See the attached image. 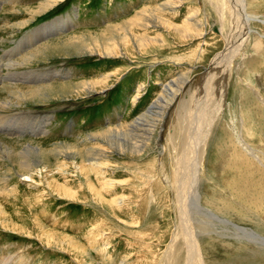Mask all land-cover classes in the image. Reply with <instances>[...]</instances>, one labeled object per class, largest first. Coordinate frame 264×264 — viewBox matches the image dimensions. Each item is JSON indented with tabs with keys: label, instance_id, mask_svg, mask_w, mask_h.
<instances>
[{
	"label": "rangeland",
	"instance_id": "rangeland-1",
	"mask_svg": "<svg viewBox=\"0 0 264 264\" xmlns=\"http://www.w3.org/2000/svg\"><path fill=\"white\" fill-rule=\"evenodd\" d=\"M165 1L166 0H59L47 11L35 15L32 10H36L38 8L37 6L44 2V0H0V55H2L3 52L9 51V49H14L16 43L18 45L20 41L25 42V40L32 35V32L35 33V31L44 29L47 26L51 27V29L48 30L45 35L54 37L52 38L53 40L48 41L49 43L56 41L55 36L59 35L56 29L59 27V24L63 22L66 26L61 32L63 34L62 36L82 33L91 38L92 36L90 35H96L98 31L105 29V27L109 25H117L120 22L130 19L134 16L135 12L140 11L143 7L156 8ZM196 1L197 0H187L184 5L177 9L175 14L169 12L164 15V17L174 23L180 24L187 12H197L198 19L206 23L203 30L205 34L197 41L194 40L189 42L183 40L180 44H174L167 38L165 43L167 45L169 44L168 47L160 48L158 51H151L141 57L136 56V59L132 57L130 58L131 60L134 59V63L132 64L128 63V59L99 58L98 56L88 54L78 55L71 51H67L69 54L64 51H55L48 56L49 58L46 57L33 62L26 68H16L18 70H24V72H22L23 74H21L22 77L29 75L30 72L31 75H47L48 73L58 72L60 73L59 76H57L58 78L55 77L54 80L48 82V84H52L54 87H59L62 83L64 85H73L76 83L99 80L100 76L110 73L112 75L113 72L118 73L113 76L111 80H114V77L119 78L113 83L110 82L109 87L101 94H99L100 89L98 87V93L89 94L90 96L83 92L80 93L79 96L70 95L66 99L64 97H55L54 100H50V102L44 104L27 103L21 106V111L12 113L19 114V112H21L23 114L19 116L16 115L15 117L12 116L13 119H11V122L15 121V123H28L31 117L40 120L49 118L50 120L44 127L45 130L47 129V134H40L36 137L27 134L21 138L0 134L1 138L6 140L19 139L22 141L37 140L36 142H43L42 147L45 151L50 150L52 144H64V142H68L75 145V149L71 150V152L74 151L71 153L72 157L68 156L69 158H67L60 156L56 158L54 155H49L51 153H47L48 158L46 156V161L48 163L50 162L49 164L52 170L56 162L67 165V176H59V174L55 172H53V175L58 185L60 184L59 186L66 192L71 201L63 199V197L62 199L59 198L58 195L61 196L62 191L55 192L56 194L48 196V198L41 197L38 199L34 197L36 195L35 190L30 192L21 184L17 186L18 189L13 196V198L15 197V202H13L14 200L12 199L6 201L7 204L0 198V204L5 205L6 207H3L8 214L12 216V222L10 220H8L9 222L4 221L5 224L10 223L7 224L6 227H16L17 225V227L23 229V231L25 229V234H17L11 231H5L0 225V261L6 259L7 264H79L78 261H75L77 258L81 264L82 262H84V264H121L123 261L127 262V264H163V254L168 250L169 247L167 248V246L170 244L173 234L177 236L174 250L180 253V256H184L185 246L181 237L179 238L180 232L177 230L179 229L177 223L183 218L185 214L184 210H187L188 207L182 206V208H178L176 206L177 191H175V183L173 182L176 181L177 177L174 156L175 153L181 154L182 152V147L175 141L176 137L180 134L179 120H177V117H179L182 107L185 108L184 110L187 109L189 97L193 96L191 98L192 104L190 103L189 108L191 111L193 110L197 113V115L194 113L193 117L200 116L201 118L202 114H198V111L202 109V103L199 104V102L204 96L203 87L206 81L203 77L205 73L209 71L213 73L212 89L214 98L216 99L221 92V88L225 87L227 74L232 69L233 63L239 58L241 53L240 50L246 43L245 36L242 37V40L237 41L238 43L235 42L231 44L234 47L231 46L232 49L223 59L219 60L218 64H214V66L211 64L210 68L205 71L201 70V67L194 70L193 75L197 74L198 77L192 78L191 81L194 84L198 83L196 86L198 88H192V90H189V88L186 90L185 88L184 95H180L183 99L180 100L181 97L179 96V100L167 111L165 119L163 120L164 124L162 123V131L158 129L154 134L155 140L157 137L159 140L156 146H150L151 148L153 147L151 149L152 151H150L149 148L138 155L124 153L120 154V156L116 153H107L106 156L109 157L107 162L111 169L106 171L103 177L89 174L90 187H88L89 185L85 181L83 184V181L80 182L77 179L78 177L75 175L70 163L74 161L77 165H80L85 159L92 157L89 151L92 144H84L81 142L82 139L104 129L114 128L115 125H127L131 123L147 108L155 96H157L160 89V86H158L159 84L165 83L172 79V77L174 78L181 72L186 71L185 66H177L174 63L168 62V60L175 58L179 59L177 57H181L184 54L185 56L183 58L186 59V62L189 64L193 63V59L196 55V57H198V65L202 67L206 66L209 58L213 54L225 49L224 42L226 41V32L229 35H233L234 33L233 37H236L237 33L236 31H232V26L230 24V11L228 15L225 14L226 11H222L221 15L212 12L211 16V14H208L209 12H206L208 10L205 4L203 5V0ZM210 1L211 3L214 2V0ZM219 1L222 5L227 6L225 0ZM196 7L199 11H197ZM249 8L253 13H259V16L264 19V0H262V3L252 2ZM204 11L206 14H204ZM226 18H228V25L225 24ZM70 26L74 28L69 32ZM254 28L264 37V26L259 28L258 25H255ZM149 34L152 36V32ZM39 35L40 37H44L42 33ZM202 40H204V42ZM262 41V47L264 49V39ZM200 42L201 45L204 44V50L202 51L197 50ZM93 48L100 51L103 50L101 46H94ZM15 50L18 51V48L16 47ZM23 52L21 53L23 54ZM21 53L14 56L12 59H19ZM234 54L236 56H234ZM156 61L159 63H151ZM127 67H130V69L128 70ZM240 76H242L240 73L234 74L231 86L232 89H234L233 86H236L239 82L238 77ZM249 77L246 76L248 87L251 86L252 89L254 88L253 91L255 90V92H258L264 97V74H262L260 83H257L253 76ZM27 79H29V77ZM27 79L24 78V81L21 80L20 82H16L15 85L25 89L30 86H37L33 85V82L38 80L29 83ZM247 85L245 86L247 87ZM141 86L145 87L144 90L139 92V95L141 94L142 96L134 101V103L133 100L137 94L136 92ZM0 98L3 100L5 98L10 99L7 93L1 90ZM230 100L233 101L234 98ZM11 101L15 102L14 99ZM23 110L25 111L23 112ZM24 113L27 114L24 116ZM261 114V112L255 109L250 114V117L247 113L243 117L246 120L250 119V121H252L251 123L257 124V120L261 117ZM36 115L38 117L35 118ZM203 120L204 118H202L200 122H203ZM238 121L236 123V134L230 129L227 130V128H224L223 131H220L221 138H219V141L215 138L213 140L209 139V141L205 143L202 156L204 158L203 164H205V162L206 164L201 168L203 172H199V166H192L193 183L188 186L187 200H189V197L193 194L192 189L194 184H196V186H199L197 192L201 196L200 206L207 211L209 210L208 212L211 211L210 213L218 218L229 221L238 227L249 229L253 227L248 224L240 223L239 220H236L230 215H220L217 211L219 205L222 204L226 208L229 206L231 209L235 202L233 198L234 192L232 191L235 184L233 163L234 150L227 141L230 139V136L233 138L235 137V139H237V136L238 138L241 136V128L238 126L240 122L238 123ZM170 125L173 126L171 130L173 136L167 137L164 141L163 137L166 136V133H168L171 128ZM3 128L5 127H2V129ZM192 129L193 133H195L194 136H197L198 132L199 136L202 137L203 128L199 127L196 129L192 127ZM157 132L159 133L157 134ZM249 134L250 135H248L247 132L245 138L246 143L255 152H264V149H262V147H264V125L258 123L254 128L250 129ZM164 142L167 143L164 144ZM95 146L96 145H94V147ZM96 147L107 148L103 143L97 144ZM194 148H197L196 142L194 143L192 151L188 149L190 152H193V155L197 152ZM223 151L225 152L223 153ZM239 153L244 161L246 158L250 160L248 163H255L253 158L245 152L239 151ZM224 154L226 155L224 156ZM240 154L238 155L240 156ZM1 166L4 169L3 165ZM229 166H232L233 172L228 170ZM251 167L248 169L251 171V173L250 171L249 173L255 174L256 171H254V167ZM160 168L162 170H159ZM111 180L113 181L112 191L110 193L101 191V189L103 190L102 184L107 181L112 182ZM163 180L165 181L163 182ZM115 181L117 184L114 183ZM92 186L99 192L100 196H96L94 192H90V188H93ZM231 192L232 194H230ZM114 197H116V199ZM121 197L123 198L121 199ZM27 199L30 200L28 201ZM260 207L261 205L259 204L257 208L260 212H263L262 216H264V209ZM178 211L182 212L178 213ZM198 212L199 211L193 210L191 213V220L195 222L194 227L195 230L197 229V234L200 233L201 236L204 237V242L206 243L204 244L205 248L203 247V251L206 253L209 252V258H213V263L211 264H229V262H233L234 257H231L232 250L241 244L240 241L235 238L236 236L234 237V230L232 227L228 226L229 232H226V226L219 225L206 214L202 215L199 213L198 215ZM31 214L36 216L40 228L44 229V231H54L57 233L56 236L59 242L64 244L57 243L56 248H50L46 246L47 243L43 239L40 238L42 242L36 239L35 235L41 236V232L39 231V227H33L34 225L30 218ZM200 218L201 221H199ZM262 218L264 219V217ZM195 219L198 220L195 221ZM11 223L13 226H11ZM29 233H32L33 236H28L27 234ZM72 239L75 243H78V245L84 246L83 248L86 250L87 256H82V253L75 251L76 249H74L70 243H65Z\"/></svg>",
	"mask_w": 264,
	"mask_h": 264
},
{
	"label": "bare ground",
	"instance_id": "bare-ground-1",
	"mask_svg": "<svg viewBox=\"0 0 264 264\" xmlns=\"http://www.w3.org/2000/svg\"><path fill=\"white\" fill-rule=\"evenodd\" d=\"M57 1L59 0H44V2L40 3L39 6H37L38 8L36 10H32V12L35 15L41 14L47 11L53 5H55ZM225 1L228 7L226 5H222L219 0H214L213 3H211L210 0H203L202 2L203 5L205 4L206 6L208 10L206 12H209L208 14L215 12L221 15L222 11H226L225 12L226 15L229 14V11L231 13V19H230V24L232 26L231 28L233 32L236 31L237 35L236 37H233L234 33L233 35L232 34L229 35L227 34V32L226 34L224 33L225 36L227 35L225 38L226 41L224 42L225 49L223 51L221 50L213 54L209 58L206 66H203V67L198 65L197 63L198 57H196V55H195V58L193 59V63H189V64L186 62V59L183 58L185 56L184 54L181 57H177L179 59L175 58V59L168 60V62L174 63L177 66H185L186 71L181 72L174 78L172 77V79L168 80L165 83L159 84L158 86H160V89H159V93L157 94V96H155V98L147 106V108L138 117H136L131 123L127 125H122V124L115 125L114 128L104 129L95 134L88 135L87 137L82 139L81 141L82 143L92 144V147H90L89 149L92 155L91 158L85 159V161L80 165H77L74 161H71L70 159L71 161L70 165L73 168L75 175L78 177L77 179L80 182L83 181V184L85 181L89 185L87 186L90 187L91 183H90L89 174L103 177L105 176L104 174L106 173V171L111 169L109 168L110 165L107 162V159L109 158L108 156H106L107 153L109 154L116 153V154H119L120 156V154H124V153H130L131 155H138L142 152H145L149 148H150V151H152L151 149L153 147L151 148L150 146H156L159 140L158 137L155 140L154 134L156 133L158 129L162 131L161 130L162 123H163V120L165 119V115L167 111L170 109L172 105L176 103L177 100H179L180 95H184L183 93H184L185 88L186 90H188V88L189 90H192V88L194 89L198 88L196 87L198 83L196 82L197 84H194L191 81L192 78L194 79L198 77L197 74L193 75L194 70L201 67V70L205 71L210 68L211 64H213L212 66H214V64H218L219 60L223 59L226 56V54L232 49V47H234L231 44L242 40V37L245 36L244 38H246V43L243 48H241L242 46L239 47L241 48L240 56L236 60V62L233 63L232 69L227 74V77H226L227 81L225 83V87L221 88V92L216 99L214 98L213 89H212V80L214 78L213 73H210L209 70H208L209 72L205 73V76L203 77V79L206 81L204 84L205 86L203 87L204 96L199 102V104L202 103V106H201L202 109L198 111V114L199 113L202 114L201 118L200 116L193 117L194 116L193 114L195 113V115H197V113L194 112L193 110L192 112L191 109L189 108L190 103L192 101L191 98L193 96L189 97L187 109L184 110L185 108L182 107L179 117H177L178 115L176 116L178 118L177 120H179L180 134L178 137H176L175 141L178 145L182 147V152L181 154L175 153L174 161H175V167H176L175 169H177V172H176L177 177H176V181H173V180L172 181L175 183V189H176L175 191H177V195L175 194L177 198L175 202L176 206L178 208H182V206L188 207L187 210L186 209L184 210L185 214L183 218H181V220L177 223V225L179 226V229L177 230H179L180 232L179 238L181 237L184 243V246H185V254H183L184 256H180V253L174 250L176 246L177 236L173 234V238L170 244L167 246V248L168 247L169 248L165 252V254H163L164 255L163 262H162L163 264H206V263L211 264L213 263V258H209V255H208L209 252L206 253L203 251V247L205 248L204 244L206 243L204 242V237L201 236L200 233L197 234L196 232L197 229L195 230V227H194L195 222L194 220L193 221L191 220V213L193 212V210L199 211L198 215L199 213L202 215L206 214L210 216L211 219H214L219 225L226 226L227 228L226 232H229L228 226L232 227V229L234 230V237L236 236L235 238H237L240 241V244L242 246L239 245L237 248H234V250H232L231 257H234V261L229 262V264H264V219L262 218L264 216H262L263 212H260V210L257 208V206L260 204L261 207L264 209V203H263V199H264L263 198L264 197V152H255L246 143V139H245L247 132H248V135H250L249 134L250 129L254 128V126H256L258 123H261L264 125V115H263L264 114V97H262L258 92H255V90L253 91L254 88L252 89L251 86L248 87L247 85L248 83L246 81V76L247 77L253 76L254 79L257 81V83H260V80H262V74H264V71H263L264 70V49L262 47V43H263L262 40L264 39V37L260 34V32L257 29L254 28L255 25H258L259 28L261 26H264V19L261 16H259V13L257 12L253 13V11H251L249 8L252 2L262 3V0H225ZM185 2H187V0H166L165 2L158 5L156 8L143 7L140 11L135 12L134 16L131 17L130 19L120 22L117 25H109L105 27V29L98 31L96 35L95 34L90 35L92 36L91 38L83 35L82 33H77L74 35L67 34L65 36H62L63 34L61 32L64 30L66 26L65 23L63 22V23H60L59 27L56 29V32H58L59 34L58 36H55L56 41L49 43L48 41L53 40L52 38L54 37H51V35H45L46 32H48V30L51 29V27L47 26L44 29L38 30L39 32L38 31H35V33L32 32V35H30L29 38L25 40V42L20 41L21 43L19 42L18 45L16 43V47L18 48V51L15 50L16 48L15 47L14 49H11V50L9 49V51L3 52L2 55H0V90L5 91L10 99L5 98L3 100L0 98V134L4 136L7 135V136L20 137V138L27 134H29L32 137L33 136L36 137L40 134L46 135L47 129L45 130L44 127L47 125L48 121L50 120L49 118L45 120L43 119L40 120L38 118L34 119L31 117V119L29 118L30 121L28 123H25V124L22 122L15 123V121L11 122V119H13L12 116L15 117L16 115L19 116L23 114L21 112H19V114H12V113L21 111L22 110L21 106H23L24 104H27V103L44 104V103L50 102V100H54L55 97H58V98L64 97L66 99L70 95L79 96L80 93H83V92L89 95L92 93H98L97 91L99 89H100L99 94H101L109 87L110 82L113 83L114 81L117 80V78H119V77H114V80H111L113 79L112 77L117 75L118 73V72H113L112 75L110 73V74L100 76L99 80L88 81V82H83V83H76L73 85L72 84L64 85L62 83L61 86L54 87V85L48 84V82L54 80L55 77L58 78L57 76H59L60 73L52 72V73H48L47 75H38V74L31 75L30 74L31 72H30L29 75L22 77L21 74H23L22 72H24V70H21V69L18 70L16 68H26L33 62H36L40 59L48 57L50 54H52L55 51H58V52L59 51H64V52L71 51V52H75V54L77 53L78 55L88 54V55L98 56L99 58L108 57V58H117V59L121 58L125 60L128 59L129 60L128 63L132 64L134 63V59L132 60L130 59L132 57H135L136 59V56L141 57V56H144V54L150 53L151 51H158L160 48L162 49L164 47H168L169 44L167 45L165 43L167 41V38L170 39L172 43L174 44L176 43L180 44L183 40H186L189 42L194 41V40L197 41L198 39L204 36L205 33H203V30H204V26H206L205 21L198 19L197 12H191V11L190 13L187 12L184 15V18L180 24L174 23L171 20L164 17V15H166L169 12H171L172 14H175V12H177V9L181 7L182 5H184ZM197 11H199L198 8H197ZM204 14H206L205 11H204ZM219 19H220V16H219ZM227 20L228 18L225 19L226 25H228ZM73 28H74L73 26H70L69 32ZM151 32H152V36L151 34H149ZM38 33L39 34L42 33L44 37H40ZM202 41L204 42V40ZM97 45L103 47L102 48L103 50L100 51V50H97L96 48L95 49L93 48L94 46L98 47ZM203 48H204V44L201 45V42H200V45H198L197 50L202 51L204 50ZM21 52H23V54ZM20 53L21 55L19 59L18 58L15 60L12 59L14 56L19 55ZM234 56L236 55L234 54ZM151 63L156 64L159 62L156 61V62H151ZM130 67H127L128 70L130 69ZM236 73L237 74L240 73V75L242 74V76L238 77L239 82L237 83L236 86L234 85L233 86L234 89H232L231 87L232 79H233L234 74ZM28 77L29 79H27ZM24 78L29 80V83L31 81L38 80V81L33 82V85H37V86H34V87L30 86L27 89H25V88H20L15 85L16 82H20L21 80L24 81ZM245 85H247V87ZM144 88H145L144 86H141L140 88H138L136 92L137 94L135 95L133 102L138 100V98L142 96L141 94L139 95V92L144 90ZM232 98H234L233 101L230 100ZM13 99L15 100V102L11 101ZM181 99L183 98L181 97L180 100ZM255 109L262 113L261 117H259L257 120V124L251 123L252 121H250V119L246 120L243 117L246 113L249 114V117H250V114ZM24 111L25 110H23V112ZM25 114L27 113H24V116ZM36 117L38 116L36 115L35 118ZM202 118H204V120L203 122H200ZM237 121L238 123L240 122L238 126L239 128H241V136H239V138L237 136V139H235V137L233 138L230 136V139H228L227 141V143H229L233 147V150H234L233 151L234 153L233 163H234V171H235V176H234L235 184H234V189L232 191L234 192L233 198L235 199L234 200L235 202L233 203V206L231 207V209L229 206L226 208L224 207V205L221 204L218 206L217 211L220 215H224V214L227 216L230 215L236 220H239L240 223L248 224L251 227H253L249 229L238 227L237 225H233L229 221L218 218L214 214L210 213L211 211L208 212L209 210L207 211L202 206H200L201 196L197 192L199 186H196V184H194V187L192 189L193 194L189 197V200H187L188 186L191 185V183H193L192 182L193 180L192 166L193 165L199 166V169L198 168L197 169L199 170V172H203L201 171V168L203 165L206 164V162L205 164H203L204 158L202 156L205 143H207L209 139L213 140L215 138L216 140L218 139L219 141L220 140L219 138H221L220 131H223L224 128H227V130L230 129L232 132L236 134L237 133V127H236ZM172 125H170L171 128L169 129L168 133H166V136L165 137H163L164 135L162 136L164 141L167 139V137L169 138L173 136L171 133V130L173 128ZM2 127H5V128L2 129ZM192 127L196 129L199 127L203 128L202 137L199 136L198 132H197V136H194L195 133H193ZM158 133L159 132H157V134ZM36 141L34 140L22 141L19 139L18 140H6L0 137V198H2L1 200L6 202L8 200L13 199L14 200L13 202H15L16 200H15V197L13 198V196L18 189L17 186L21 184L24 187H26L30 192L35 190L36 195L34 197L38 199H40L41 197L48 198V196H52L53 194H56L55 192L62 191L61 196L58 195L59 198L62 199L63 197V199H67L71 201V199L68 197L66 192L63 191V189H61V187L59 186L60 184L58 185V182L53 175L54 174L53 172L58 173L59 176L66 175L67 165L64 163H59L55 161L56 163L54 165V169L52 170L49 164L50 162L48 163L46 159L48 158L47 153H51L49 155H54L56 158L60 156L69 158L68 156H71L72 155L71 153L74 152V151L71 152V150L75 149V145L68 143V142H64V144L57 143V144H52V146L50 145L51 149L48 151H45L42 147L43 142H36ZM195 142L197 144V148H194V149H196L197 152L193 155V152H190V151L193 150ZM102 143L107 148L105 147L97 148L96 147L97 144H102ZM165 143L167 142H164V144ZM94 145H96L95 146L96 148L94 147ZM207 147H208V144H207ZM262 149H264V147H262ZM239 151L245 152L246 154H248L251 158H253L255 163L254 164L248 163L250 162V160L249 159L247 160L246 158H245V161L247 162H245L243 158L241 157V154L239 153ZM224 152L225 151H223V153ZM238 154H240V156ZM225 155L226 154H224V156ZM1 165H3L4 169L2 168ZM232 166L228 167V170L231 172H233ZM111 167H112V164H111ZM250 167L251 168L254 167L255 169L254 171H256L255 174H250L251 171L248 170L250 169ZM159 170H162V169L160 168ZM161 174H162V171H161ZM164 181L165 180H163V182ZM114 183H116V181ZM112 185H113V181L112 182L107 181L106 183L102 184L103 190L101 189V191L110 193L113 188ZM90 192L92 193L94 192L96 196H100L99 192H97V190H95L94 187L90 188ZM230 194H232V192ZM116 197L114 198L116 199ZM122 198L123 197H121V199ZM3 206L5 205L0 204V225L1 227H3L2 229H4L5 231H11L17 234H22V233L25 234L24 233L25 229L23 231V229L17 227V225L16 227H10V226H9L10 228L6 227L7 224H10V223L5 224V222H7L8 220L11 221L12 216L8 214V212ZM179 212L180 211H178V213ZM30 218L32 219V224L34 225L33 227L38 228L39 225H38L36 216L31 214ZM196 220L198 219H195V221ZM199 221H201V218L199 219ZM11 226H13L12 223H11ZM39 231L41 232V236L35 235L36 239L40 240L41 242H42L41 239H43L47 243L46 244L47 247L56 248L57 243H62V242H59L56 236L57 233H55L54 231H44V229L40 227H39ZM27 235L33 236L32 233H29ZM72 240H69L68 242H65V241L64 242L70 243V245L74 249H76L75 251H79L80 253H82V256H87V252L83 248L84 246L82 247L81 245H78V243H75L74 240L73 241ZM75 261L76 262L78 261V263L81 264L79 260H77V258L75 259ZM0 264H7L6 259L3 261H0ZM82 264H84V262H82ZM121 264H127V262L123 261Z\"/></svg>",
	"mask_w": 264,
	"mask_h": 264
}]
</instances>
